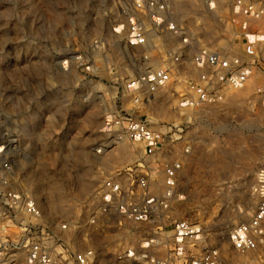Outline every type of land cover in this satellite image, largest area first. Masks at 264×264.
Wrapping results in <instances>:
<instances>
[{"label":"rangeland","instance_id":"1","mask_svg":"<svg viewBox=\"0 0 264 264\" xmlns=\"http://www.w3.org/2000/svg\"><path fill=\"white\" fill-rule=\"evenodd\" d=\"M92 1L0 0V146L4 147L3 158L14 163L8 178L17 182L16 187L31 189L35 194L42 181L46 187L50 185L46 172L54 173L64 188L63 200L56 191L51 196L46 191L35 195L47 213L74 220L80 226L74 230V247L93 246L99 264H138L135 258H119L128 248L171 256L175 239L169 224L176 218L198 223L204 231L201 241L189 243L187 253L177 258L176 264H185L191 256L212 246L232 256L229 234L255 209V173L264 165V109L256 95L257 81L244 90L231 92L221 104L188 110L190 113L175 108L171 89L166 91V116L159 113L154 97L135 104L124 84L130 76L150 69L145 60L149 54L145 46L129 48L123 39L115 37L110 32V18L104 15L109 13L107 6L103 0H95L94 4ZM223 5L230 15L229 0H224ZM195 10L188 14L193 13L196 19L195 12L202 8ZM205 13L211 15L212 23L207 34L218 37L223 48L242 50L243 43L230 41L232 27L226 25L229 18L221 11L215 15ZM195 33L202 36L200 31ZM96 36L104 41L101 50L91 47V39ZM171 37L161 36V52L179 45V39L173 43L169 41ZM79 53L83 62L92 65L91 70L75 59ZM126 112L138 114L165 131L170 125L177 126L180 139L169 149L166 160L178 156L184 144L193 146L180 179L181 198L165 219L168 225L163 229L118 215L85 225L81 198L104 176L131 166L140 158L141 145L129 142L134 151L131 160L110 170L102 169L96 162L89 163L93 150L109 145L114 136L102 129L105 117ZM81 148L88 157H81ZM163 162L157 159L152 163L156 178L161 176ZM85 169L90 175L81 177ZM202 169L208 175L199 179L204 180L209 191L198 196L190 189ZM47 198L63 201L66 211L50 210ZM249 257L258 259V255Z\"/></svg>","mask_w":264,"mask_h":264},{"label":"built area","instance_id":"2","mask_svg":"<svg viewBox=\"0 0 264 264\" xmlns=\"http://www.w3.org/2000/svg\"><path fill=\"white\" fill-rule=\"evenodd\" d=\"M180 1L192 0H103L109 10L104 15L110 18V32L123 39L127 47L143 46L154 35L166 33L179 37L181 42L164 52L160 66L126 80L124 88L135 104L160 90L171 89L175 108L180 111L217 105L231 92L256 81L258 73L264 74V0H229L230 41L243 43L242 52L219 46L218 37L203 40L196 36L187 24L191 15L176 7ZM200 1L207 12L219 9V0ZM91 47L103 49V39L93 37ZM75 59L83 62L80 53ZM82 65L92 69L90 63ZM194 69L197 75L189 76ZM255 90L264 109V81L257 82ZM176 129L173 124L162 130L133 113L105 117L103 131L141 145L140 158L104 176L81 198L85 225L112 215L131 222L154 223L161 229L168 225L165 219L181 198L180 179L193 150L188 142L178 156L166 160L169 149L180 139ZM3 148L0 146V264H99L94 247H74V230L80 227L74 220L50 215L31 189L16 187L14 179L4 176L14 170V163L3 158ZM157 159L164 160L159 178L152 173V163ZM253 193L257 199L255 209L230 232L234 249L245 256H229L212 246L191 256L185 264H264V165L255 173ZM70 197L74 202V190ZM169 225L175 239L171 256L128 248L119 258H135L138 264H176V259L187 253L189 243L201 241L204 231L200 224L185 218H176ZM249 255H258V259Z\"/></svg>","mask_w":264,"mask_h":264},{"label":"bare ground","instance_id":"3","mask_svg":"<svg viewBox=\"0 0 264 264\" xmlns=\"http://www.w3.org/2000/svg\"><path fill=\"white\" fill-rule=\"evenodd\" d=\"M220 1V5H219V9L218 11L222 12L224 14V16L228 17V13L226 12V6L223 5V1L224 0H219ZM93 4L96 2L95 0L92 1ZM176 7L178 10H180L181 12H184V14L188 15L189 12H192V11H196L195 9L197 7H201L202 10L198 12H195L196 13V19H195V15L193 13H191V17H189V20L187 21L190 29L193 31V32H197V31H200L202 32V36H201V39L203 40H207V37L211 38L212 35H209L207 33L211 32L210 30H212V23L210 22L211 20V15H207V10L205 9V6H204V3L200 0H192L190 1L189 3L187 4H183V3H176ZM228 9V12H229V8L227 7ZM209 13H212V12H209ZM208 13V14H209ZM213 15H215V13H212ZM220 14V13H219ZM218 15V14H216ZM222 16V15H221ZM216 22V20H214ZM218 22V21H217ZM224 24V23H223ZM227 26L228 23L226 24ZM217 29H214V32H216ZM218 33V31H217ZM214 34V33H213ZM216 35V34H215ZM161 36L163 37H171L172 35H170L169 33H166L164 35H154L150 40L149 42H147L145 45L146 47V53L149 54V58L148 60H146V63L148 64V66L150 68H154V67H157V66H160L162 64V56L164 55V50L161 52V48H162V44H163V41L161 38ZM206 36V37H205ZM179 37H175V36H172L170 38V42L174 41L173 43L177 42ZM169 39V38H168ZM177 40V41H176ZM221 41V40H220ZM179 45H180V39H179ZM226 42V41H225ZM169 44V43H168ZM224 44V43H223ZM126 46V44H125ZM127 47V46H126ZM160 50V51H159ZM237 52H242L243 51V47H242V50H237L235 49ZM161 53L159 56H160V61L159 63L157 62L158 61V53ZM158 63L157 65H153L152 64H156ZM191 72H197V70H192ZM197 75V74H196ZM196 75H193L192 73H190L189 76H196ZM256 81L257 82H262L264 81V74L262 73H258L257 76H256ZM124 82V81H123ZM246 88V87H245ZM240 90V89H239ZM242 90V89H241ZM244 90V89H243ZM131 95V94H130ZM168 93H166V91H163V90H160L158 91L157 93H155L154 96V103H155V106L156 108L158 109L159 113H161V115H167L168 114V106H166V99H168ZM132 101V100H131ZM110 104V103H109ZM205 107V106H204ZM201 108V107H200ZM188 111V110H187ZM189 112V111H188ZM190 113V112H189ZM185 114V113H184ZM188 114V113H187ZM170 115V113H169ZM183 115V114H182ZM186 115V114H185ZM190 115V114H188ZM186 115V116H188ZM175 117V116H174ZM190 117V116H188ZM187 117V118H188ZM149 122V121H148ZM150 123V122H149ZM151 124V123H150ZM103 129V128H102ZM101 129V130H102ZM108 135V134H106ZM130 141L125 137V136H120L118 134H115V136L113 138H110L109 140V145H103L102 144V149L101 151L98 152V149H94L93 150V153H92V158L89 159V163L93 162V163H98L100 165V167L102 169H106V170H110L112 168H115L116 165L120 162H123V161H129L133 158L134 156V151H133V148L130 147ZM106 144V143H105ZM110 145H112L110 147ZM86 149V148H85ZM80 153H81V157L82 158H85V157H88L86 156V153L87 151H85L84 149L81 148L80 150ZM241 154V153H240ZM241 156V155H240ZM87 159V158H86ZM83 160V159H82ZM88 160V159H87ZM86 160V161H87ZM84 161V160H83ZM23 163V162H22ZM25 164V163H24ZM42 167V166H41ZM215 168V167H214ZM89 169V168H88ZM42 171H46V170H42ZM85 172H83V174L81 175L82 176H89L90 175V172L89 171H86V169L84 170ZM200 171V170H199ZM198 180L196 181V183L191 187L190 190H192V192L196 193L198 196L200 195H206L209 191V188L207 187L208 185H206V183L204 182V180H200V176H201V179L202 178H206V176L208 175L207 172L205 173L204 170L202 169V171H200V173H198ZM207 174V175H206ZM8 173H4V176L7 178L8 176ZM46 175H48V177L50 178V185L48 187H46V185H44L43 181L39 184V186H36V195H39L42 193V191H46L47 195H52L55 193L58 192V193H61V197H62V194L64 195V188L62 186H60L61 184L59 183L58 179L55 178L54 176V173H47L46 172ZM92 176V175H91ZM97 176V175H96ZM23 177V176H22ZM26 177V176H25ZM85 179V177H83ZM24 181V178H22ZM86 180H89L88 178ZM85 182V181H84ZM86 183V182H85ZM90 183V181H89ZM60 184V185H59ZM49 197V196H48ZM48 199V198H47ZM62 200H63V197H62ZM48 201L46 204L48 205V208L50 210H53V211H56V210H60V211H63L65 212L66 211V206L64 204L63 201L61 200H56V201H52V200H46ZM248 207V206H247ZM198 224V223H197ZM228 243H229V247H230V250L233 251V255L234 256H238L240 257L239 254L238 255V251H236L231 243V239H230V234H229V237H228ZM158 244V243H156ZM93 247V246H92ZM244 255V254H242ZM107 264V263H106Z\"/></svg>","mask_w":264,"mask_h":264}]
</instances>
